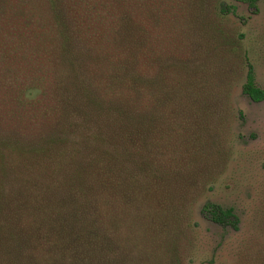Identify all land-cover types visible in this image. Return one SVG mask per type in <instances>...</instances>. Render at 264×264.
<instances>
[{
  "label": "trees",
  "instance_id": "16d2710c",
  "mask_svg": "<svg viewBox=\"0 0 264 264\" xmlns=\"http://www.w3.org/2000/svg\"><path fill=\"white\" fill-rule=\"evenodd\" d=\"M36 1L37 12L35 0H0V264H83L141 207L160 205L152 168L164 165L149 151L162 148L150 138L186 127L177 111L197 105L162 90L159 58L149 81L131 0ZM234 1L258 12V0ZM242 60V93L261 103ZM83 110L98 128L75 120ZM201 212L238 229L232 209L207 202Z\"/></svg>",
  "mask_w": 264,
  "mask_h": 264
},
{
  "label": "rangeland",
  "instance_id": "374dc122",
  "mask_svg": "<svg viewBox=\"0 0 264 264\" xmlns=\"http://www.w3.org/2000/svg\"><path fill=\"white\" fill-rule=\"evenodd\" d=\"M131 3L146 35L149 81L159 58L162 90H178L176 106L189 97L197 106L177 111L188 119L186 127L166 124L162 141L150 138L162 148L161 156L157 146L149 151L164 165L152 168L160 205L141 207L146 212L119 224L109 246L83 264H264V101L253 103L242 93L244 55L264 90V0L254 14L234 0ZM74 117L99 127L84 110ZM207 202L232 209L238 229L204 217Z\"/></svg>",
  "mask_w": 264,
  "mask_h": 264
}]
</instances>
